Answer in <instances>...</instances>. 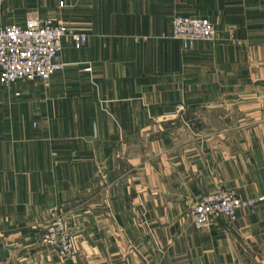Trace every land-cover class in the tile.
<instances>
[{
    "label": "crops",
    "instance_id": "crops-1",
    "mask_svg": "<svg viewBox=\"0 0 264 264\" xmlns=\"http://www.w3.org/2000/svg\"><path fill=\"white\" fill-rule=\"evenodd\" d=\"M175 15L216 38L184 49ZM30 16L87 41L48 82H0V264H264V0H0V26ZM219 189L256 205L196 228ZM58 217L73 259L43 240Z\"/></svg>",
    "mask_w": 264,
    "mask_h": 264
},
{
    "label": "built area",
    "instance_id": "built-area-1",
    "mask_svg": "<svg viewBox=\"0 0 264 264\" xmlns=\"http://www.w3.org/2000/svg\"><path fill=\"white\" fill-rule=\"evenodd\" d=\"M172 29L173 38L180 41L184 49L199 40L211 41L217 35L214 23L204 17L175 15ZM68 36L76 48L87 41L86 33L71 31L62 21L50 17L30 16L23 24L0 26L1 84L13 88L23 81H50L64 68L61 50ZM184 108L182 103L177 104L176 113ZM255 205V199L242 198L236 189H219L203 195L192 207L191 217L196 228L210 230L219 220L234 223L241 209L253 210ZM227 231L225 228L224 232ZM43 240L57 250L61 260L73 259L76 255L75 238L62 217L47 226Z\"/></svg>",
    "mask_w": 264,
    "mask_h": 264
}]
</instances>
